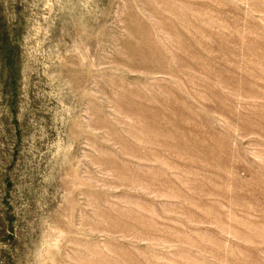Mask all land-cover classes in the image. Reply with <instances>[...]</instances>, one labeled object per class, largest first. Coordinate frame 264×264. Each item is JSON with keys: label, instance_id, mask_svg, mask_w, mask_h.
<instances>
[{"label": "rangeland", "instance_id": "rangeland-1", "mask_svg": "<svg viewBox=\"0 0 264 264\" xmlns=\"http://www.w3.org/2000/svg\"><path fill=\"white\" fill-rule=\"evenodd\" d=\"M0 264H264V0H0Z\"/></svg>", "mask_w": 264, "mask_h": 264}]
</instances>
